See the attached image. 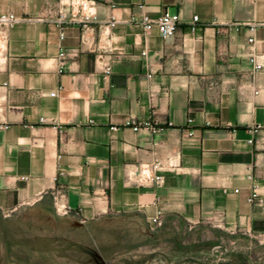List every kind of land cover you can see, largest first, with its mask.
<instances>
[{
  "label": "crops",
  "instance_id": "1",
  "mask_svg": "<svg viewBox=\"0 0 264 264\" xmlns=\"http://www.w3.org/2000/svg\"><path fill=\"white\" fill-rule=\"evenodd\" d=\"M71 1L0 0L22 20L0 27V227L64 205L82 224L264 236V69L248 60L264 56V0H94L61 41ZM166 12L180 15L168 40L131 21ZM62 49L78 56L60 73ZM147 121L157 133L129 126ZM158 162L160 187L132 178Z\"/></svg>",
  "mask_w": 264,
  "mask_h": 264
},
{
  "label": "rangeland",
  "instance_id": "2",
  "mask_svg": "<svg viewBox=\"0 0 264 264\" xmlns=\"http://www.w3.org/2000/svg\"><path fill=\"white\" fill-rule=\"evenodd\" d=\"M6 234L9 264H264V236L180 219L153 229L134 219L82 224L56 210L29 212L8 224Z\"/></svg>",
  "mask_w": 264,
  "mask_h": 264
},
{
  "label": "built area",
  "instance_id": "3",
  "mask_svg": "<svg viewBox=\"0 0 264 264\" xmlns=\"http://www.w3.org/2000/svg\"><path fill=\"white\" fill-rule=\"evenodd\" d=\"M70 5L73 7L75 13L69 16L66 12H60L57 20V26L61 30V35H60L61 41L65 37L64 34L65 26L70 23H73L76 20L75 16H78L79 14L84 15V21L86 23L94 19V15L92 13V7L95 5L94 0H86L85 2H82L80 0L74 2L71 1ZM131 21L143 27L145 33H149L153 30H156L164 40H168L173 38L177 32L178 25L180 23V15L166 12L157 19H151L149 16L145 15L140 18L132 17ZM21 22L22 20L12 13L0 15V27L6 29H13ZM197 22H198V17H194L193 25H192L193 29L197 25ZM112 25H114V23H112ZM250 31L251 33H254L255 27H251ZM250 43L251 44L255 43L254 36L250 38ZM143 55L145 56L146 53H144ZM77 56L78 53L76 50L67 51L65 49H62L58 56L61 65L60 73L64 72V68L68 59L70 57L75 58ZM248 60L254 72H259L264 69V56L251 55ZM104 72L107 77L110 76L111 67L107 65L104 68ZM151 77L152 76L149 75V78ZM51 96L52 97L55 96V93H51ZM192 121H193L192 119H189V123H192ZM41 122H45V120H41ZM155 125L156 124L153 121H147L144 123H137V122L129 123V126H131L134 131L146 129L153 133H157L158 130ZM162 170H163V165L159 162L153 164L152 166L144 165L141 167L139 171L133 174L132 178H134L140 186L153 185L160 187L164 183V177L161 174ZM63 175L64 173L62 172V170H60L59 176H63ZM250 202L262 203L263 199L257 193H253L250 198ZM56 212L59 214L68 215L70 213V210L64 205H59L56 207ZM5 215L9 216L8 213H6ZM150 227L153 229L162 227L160 217L153 219L150 223Z\"/></svg>",
  "mask_w": 264,
  "mask_h": 264
},
{
  "label": "water",
  "instance_id": "4",
  "mask_svg": "<svg viewBox=\"0 0 264 264\" xmlns=\"http://www.w3.org/2000/svg\"><path fill=\"white\" fill-rule=\"evenodd\" d=\"M0 241H1L2 247L4 249V254H5L4 264H9L8 247H7L6 241H5L1 231H0ZM30 264H46V263L43 260H41V259H36V260L32 261Z\"/></svg>",
  "mask_w": 264,
  "mask_h": 264
},
{
  "label": "trees",
  "instance_id": "5",
  "mask_svg": "<svg viewBox=\"0 0 264 264\" xmlns=\"http://www.w3.org/2000/svg\"><path fill=\"white\" fill-rule=\"evenodd\" d=\"M0 231H1L3 237H4L5 241H6V244H7V247H8V252H9V258H10L12 243H11L10 239L8 238V235L6 234V228H5V229H2V228L0 227ZM0 244H1V241H0ZM1 246H2V244H1ZM4 257H5V254H4ZM30 263H31V262H30ZM30 263H29V264H30ZM45 263H46V262H45ZM3 264H4V263H3Z\"/></svg>",
  "mask_w": 264,
  "mask_h": 264
}]
</instances>
